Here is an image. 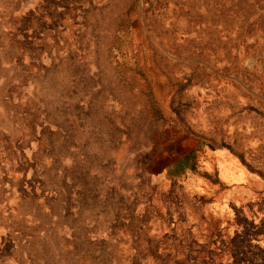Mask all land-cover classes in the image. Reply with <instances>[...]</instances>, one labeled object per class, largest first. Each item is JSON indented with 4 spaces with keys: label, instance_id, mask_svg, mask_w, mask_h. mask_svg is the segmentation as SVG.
Here are the masks:
<instances>
[{
    "label": "rangeland",
    "instance_id": "374dc122",
    "mask_svg": "<svg viewBox=\"0 0 264 264\" xmlns=\"http://www.w3.org/2000/svg\"><path fill=\"white\" fill-rule=\"evenodd\" d=\"M234 255L264 257V0H0V264Z\"/></svg>",
    "mask_w": 264,
    "mask_h": 264
},
{
    "label": "trees",
    "instance_id": "16d2710c",
    "mask_svg": "<svg viewBox=\"0 0 264 264\" xmlns=\"http://www.w3.org/2000/svg\"><path fill=\"white\" fill-rule=\"evenodd\" d=\"M263 251V250H261ZM260 264H264V257H261ZM234 264H235V255H234ZM244 264H255L250 258H246Z\"/></svg>",
    "mask_w": 264,
    "mask_h": 264
}]
</instances>
